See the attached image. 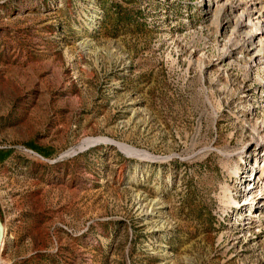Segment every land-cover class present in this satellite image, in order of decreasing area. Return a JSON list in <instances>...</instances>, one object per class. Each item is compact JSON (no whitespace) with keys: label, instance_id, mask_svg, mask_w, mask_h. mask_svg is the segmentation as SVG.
<instances>
[{"label":"rangeland","instance_id":"374dc122","mask_svg":"<svg viewBox=\"0 0 264 264\" xmlns=\"http://www.w3.org/2000/svg\"><path fill=\"white\" fill-rule=\"evenodd\" d=\"M264 0H0V264H264Z\"/></svg>","mask_w":264,"mask_h":264},{"label":"water","instance_id":"95a60500","mask_svg":"<svg viewBox=\"0 0 264 264\" xmlns=\"http://www.w3.org/2000/svg\"><path fill=\"white\" fill-rule=\"evenodd\" d=\"M3 236H4V226H3V223L0 219V250H1V244H2V240H3Z\"/></svg>","mask_w":264,"mask_h":264},{"label":"bare ground","instance_id":"6f19581e","mask_svg":"<svg viewBox=\"0 0 264 264\" xmlns=\"http://www.w3.org/2000/svg\"><path fill=\"white\" fill-rule=\"evenodd\" d=\"M263 169H264V167H263ZM3 245H4V237H3V240H2L1 248H2Z\"/></svg>","mask_w":264,"mask_h":264}]
</instances>
